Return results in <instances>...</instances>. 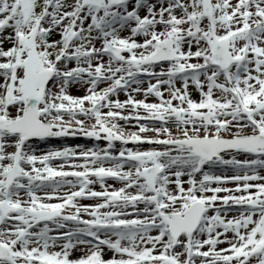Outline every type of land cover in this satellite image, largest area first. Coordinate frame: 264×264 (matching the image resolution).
<instances>
[{"label":"snow or ice","instance_id":"6c2138e0","mask_svg":"<svg viewBox=\"0 0 264 264\" xmlns=\"http://www.w3.org/2000/svg\"><path fill=\"white\" fill-rule=\"evenodd\" d=\"M262 173L264 0H0V264H264Z\"/></svg>","mask_w":264,"mask_h":264},{"label":"rangeland","instance_id":"374dc122","mask_svg":"<svg viewBox=\"0 0 264 264\" xmlns=\"http://www.w3.org/2000/svg\"><path fill=\"white\" fill-rule=\"evenodd\" d=\"M179 84H177L178 86ZM71 93L74 94V95H80L82 94V92L80 90H78L77 88L75 89H70ZM193 95H196L195 93H193ZM136 98H141L140 96H137ZM120 99H125L123 93L120 94ZM154 98H151L149 97L148 100L151 101L153 100ZM132 130H135V129H132ZM83 145L84 147H91L93 146V144H98L100 147H103L104 146V142L102 141H93L92 139L90 138H85V137H82V136H75V137H64V138H53L51 140H49L47 143H40L38 145V154L40 151H43L45 149H47L48 147H53V148H58V147H61V146H64V145H69V146H75V145ZM131 146V145H129ZM116 148L118 149L119 148V143L117 142L116 143ZM55 163H59V161H56ZM264 174V173H262ZM106 183L107 184H112L114 187H117L119 186L115 181L111 180V179H108L106 180ZM95 189L96 190H99V185H94ZM82 203H89V201H81Z\"/></svg>","mask_w":264,"mask_h":264},{"label":"bare ground","instance_id":"6f19581e","mask_svg":"<svg viewBox=\"0 0 264 264\" xmlns=\"http://www.w3.org/2000/svg\"><path fill=\"white\" fill-rule=\"evenodd\" d=\"M72 89H75V87H73ZM195 96V95H194ZM93 201H91V203H92Z\"/></svg>","mask_w":264,"mask_h":264}]
</instances>
